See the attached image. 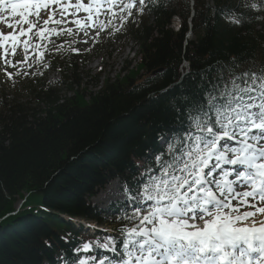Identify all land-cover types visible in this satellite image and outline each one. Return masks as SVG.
Segmentation results:
<instances>
[{
  "label": "trees",
  "instance_id": "trees-1",
  "mask_svg": "<svg viewBox=\"0 0 264 264\" xmlns=\"http://www.w3.org/2000/svg\"><path fill=\"white\" fill-rule=\"evenodd\" d=\"M193 2L156 0L137 15L126 27L139 63L89 97L79 82L78 55L70 52L53 65L61 80L29 82L28 100L0 92V264L79 259L72 250L82 240H102L108 233L65 217L107 222V212L92 199L117 178L131 185L141 171L137 160L148 158V166L147 153L162 149L157 136L174 122L170 101L190 95L202 73L211 78L264 67V0ZM241 3L249 5L237 13H243L242 25H229L227 11ZM174 17L178 30L171 28ZM214 65L219 67L203 72ZM164 89L169 91L161 94Z\"/></svg>",
  "mask_w": 264,
  "mask_h": 264
},
{
  "label": "snow or ice",
  "instance_id": "snow-or-ice-1",
  "mask_svg": "<svg viewBox=\"0 0 264 264\" xmlns=\"http://www.w3.org/2000/svg\"><path fill=\"white\" fill-rule=\"evenodd\" d=\"M155 4L0 0V74L13 86L16 77L43 75L48 56L82 54L76 45L94 47ZM248 6L228 10L227 23L242 25L237 13ZM201 77L190 95L170 101L174 122L157 136L162 149L123 183L121 227L82 240L72 250L79 259L64 264H264V67ZM97 250L108 254L89 255Z\"/></svg>",
  "mask_w": 264,
  "mask_h": 264
},
{
  "label": "rangeland",
  "instance_id": "rangeland-1",
  "mask_svg": "<svg viewBox=\"0 0 264 264\" xmlns=\"http://www.w3.org/2000/svg\"><path fill=\"white\" fill-rule=\"evenodd\" d=\"M76 47L80 48L82 53L78 54L77 74L79 82L82 84L81 88H85V94L88 97L90 94L99 90L105 80H114V78L117 79L120 75L126 74L125 68H134L139 63V56L137 54L138 47L130 38L129 28L126 30L122 29L112 37L102 34L101 42L97 43L94 47H92L91 41H89L88 44H78ZM90 47L91 51L84 52V49H88ZM21 58L22 57H17V59ZM46 59L49 63V67L44 68L41 65L39 68V71L43 72V75L37 74L35 76L30 75L27 77H16L14 86L11 81L5 83L3 75L0 74V92H5L7 95L6 97L11 100L19 99L21 101H26L29 99V82L47 81L55 84L60 81L61 73L54 68L53 65L55 62L63 59V53L48 56ZM11 70L12 69H10V71ZM28 71L34 72L37 71V68L33 67ZM96 78L100 85L98 88L95 87ZM36 86H38V83ZM56 87L60 89L63 96L66 94L69 95L68 91L64 87ZM122 188L123 185L120 180L117 179L110 182L95 198L92 199L93 204L101 209L107 210L112 203H120L124 199L125 195ZM20 208L21 207L18 206L17 210ZM109 216L111 220H114L116 223L119 222L114 214L109 213ZM92 224L94 225L95 223ZM106 228L109 227H105V229ZM111 230L114 229L111 228Z\"/></svg>",
  "mask_w": 264,
  "mask_h": 264
},
{
  "label": "water",
  "instance_id": "water-1",
  "mask_svg": "<svg viewBox=\"0 0 264 264\" xmlns=\"http://www.w3.org/2000/svg\"><path fill=\"white\" fill-rule=\"evenodd\" d=\"M189 35H190V33H189ZM186 64H187V67H189V64H188V63H186ZM187 72H188V70L186 71V73H187ZM180 81H181V80H180ZM180 81H179V82H180ZM179 82H178V83H179ZM24 201H25V200H23V201L19 204V207L22 206V203H23Z\"/></svg>",
  "mask_w": 264,
  "mask_h": 264
},
{
  "label": "bare ground",
  "instance_id": "bare-ground-1",
  "mask_svg": "<svg viewBox=\"0 0 264 264\" xmlns=\"http://www.w3.org/2000/svg\"><path fill=\"white\" fill-rule=\"evenodd\" d=\"M132 164V163H131Z\"/></svg>",
  "mask_w": 264,
  "mask_h": 264
}]
</instances>
